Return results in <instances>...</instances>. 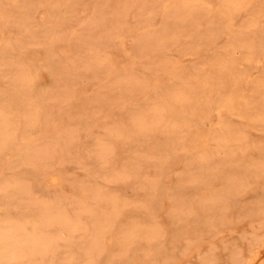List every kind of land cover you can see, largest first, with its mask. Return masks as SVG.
Returning <instances> with one entry per match:
<instances>
[{
  "label": "rangeland",
  "instance_id": "rangeland-1",
  "mask_svg": "<svg viewBox=\"0 0 264 264\" xmlns=\"http://www.w3.org/2000/svg\"><path fill=\"white\" fill-rule=\"evenodd\" d=\"M0 111L122 264H264V0H0Z\"/></svg>",
  "mask_w": 264,
  "mask_h": 264
},
{
  "label": "bare ground",
  "instance_id": "bare-ground-1",
  "mask_svg": "<svg viewBox=\"0 0 264 264\" xmlns=\"http://www.w3.org/2000/svg\"><path fill=\"white\" fill-rule=\"evenodd\" d=\"M18 96L19 95H17V97ZM5 113L4 112L0 113V161L2 157L5 155L4 153L9 151V149L11 148V144L14 145L13 140L14 137L16 136V135L14 136V134L8 128L7 129L10 131V133L5 129L6 125L8 126L10 125V122L12 121L11 119L15 118L14 117L15 114L14 116L12 115V118H9L10 116H8ZM21 114L22 113H20V116ZM17 117H19L18 114ZM18 120L20 119L18 118ZM17 123L15 120V125ZM33 150L35 151V149ZM40 150L41 149H39V153ZM42 151L44 152V150ZM43 152L35 156L37 157L36 158L37 160L39 159L42 161L43 159H45L46 157L45 154L47 153L43 154ZM30 153H32V150ZM42 154L45 156L44 158L42 157L43 156ZM40 156L43 159H40ZM36 159L32 158L31 161L35 163L33 160ZM30 171L28 170V172L31 173L30 175H32L33 173L36 174V172H34L35 170L34 171L32 170L31 172ZM29 173L27 175L25 171L24 172L25 176L7 177V179L4 182L2 181V184H0V264H122L127 254L124 251H121L122 253H118V254L116 253L117 256H115V253H113L105 243V239L108 238L107 235L109 234L114 235V238L116 237V235H118L117 230H119V226H116L117 229L114 228L117 223L116 222L117 215L116 216L114 215L115 217H111V218L109 217L103 218L104 217L103 216L102 219H100L97 218L95 214L96 211L92 212V210L90 211V209L88 210L87 207L80 206V204L78 211L77 209L73 210V208H71L72 210H70L68 207L64 208L62 205H66V204H63L64 203L63 201L61 205L62 199L61 200L59 199L61 197L63 198V196L59 195L61 196L59 197L57 193L55 194V192L58 190H54V192H52L54 193L52 194L54 197L51 194H50L51 196L44 195L46 191H44L43 193L44 189L40 186L36 176L33 174L31 177L34 178H30V179H34V180H30L29 177H27L30 176ZM82 187L84 188V186ZM39 192L40 195L42 193L43 194L40 196ZM49 197L51 199H49ZM99 199L101 200V198ZM86 205L88 206V203ZM105 209L106 208H104V210ZM108 212L106 213V215L109 214ZM97 213L99 214L100 211H97ZM80 214L85 217L88 216V220L86 217L87 221L82 222L80 218L81 217ZM127 230H129V227ZM122 231L120 229L119 234ZM124 232H128V231H124ZM119 237L122 238L121 243L119 241V246L121 244H126V242L124 241V239L126 238L125 234H124L125 238L123 236L121 237V235H119ZM129 237L133 238L131 236ZM127 246L123 247V245H121L120 248L122 249L125 248L124 250L128 251L129 249L126 250Z\"/></svg>",
  "mask_w": 264,
  "mask_h": 264
}]
</instances>
